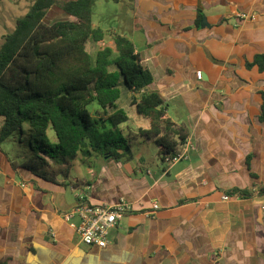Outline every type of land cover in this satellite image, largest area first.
I'll return each mask as SVG.
<instances>
[{
	"label": "crops",
	"instance_id": "1",
	"mask_svg": "<svg viewBox=\"0 0 264 264\" xmlns=\"http://www.w3.org/2000/svg\"><path fill=\"white\" fill-rule=\"evenodd\" d=\"M125 1L131 19L112 30L133 41L149 90L187 128V157L171 163L156 144L150 153L139 118L122 129L133 159L95 156L98 170L74 183L17 172L2 147L0 264H264V72L247 67L264 54V0H115ZM81 196L130 207L104 249L61 217Z\"/></svg>",
	"mask_w": 264,
	"mask_h": 264
},
{
	"label": "trees",
	"instance_id": "2",
	"mask_svg": "<svg viewBox=\"0 0 264 264\" xmlns=\"http://www.w3.org/2000/svg\"><path fill=\"white\" fill-rule=\"evenodd\" d=\"M93 5L94 0H36L4 38L0 48V119H4L0 151L25 123L33 133L30 148L34 156L20 163L11 161L17 172L25 170L56 182L70 177L80 155L84 165L95 156L132 160L131 145L120 129L130 120L120 104L123 89L132 93L129 106L148 122L147 127L136 129V136L156 144L169 160L187 143V128L173 122L163 99L149 90L154 76L143 65L133 41L114 30L95 27ZM54 7L71 18L47 23L45 18ZM90 44H103L94 57L88 50ZM253 66L264 72V54L247 64ZM93 102L102 108L98 118L88 108ZM259 118L264 121V93ZM49 129L56 134L54 143ZM259 193L264 194V188ZM229 194L252 195L247 190Z\"/></svg>",
	"mask_w": 264,
	"mask_h": 264
},
{
	"label": "rangeland",
	"instance_id": "3",
	"mask_svg": "<svg viewBox=\"0 0 264 264\" xmlns=\"http://www.w3.org/2000/svg\"><path fill=\"white\" fill-rule=\"evenodd\" d=\"M36 0H0V48L4 43V38L11 34L15 27L16 21L19 18L25 16L30 10L31 6ZM130 9V4L128 1L125 3L117 4L115 0H94L93 5V24L95 27H101L104 30H112L114 28L118 29L121 25L127 24L130 21V17L126 15V11ZM71 17L64 13L62 10L57 7L52 8L47 14L45 20L49 24H53L60 20L70 19ZM103 44L89 45V52L94 57V51L98 49ZM95 46V47H94ZM131 93L127 90L123 89L122 97L120 99V104L122 108L128 111L131 120L128 124L120 125V129H125L127 125L132 128L136 126V118H139V122L145 121V119L141 117H137L134 113V110L129 106V99L131 97ZM89 111L91 114L98 118L103 115L102 108L98 105L97 102H93L89 105ZM4 123V119H0V127ZM32 130L28 123L23 125L22 131H17L10 139H8L3 145V149L9 154L10 157L16 159L20 162L31 158L34 156L30 148V142L32 138ZM125 134V133H124ZM48 136L50 140L54 143L56 142V134L52 129H49ZM126 139L128 137L125 135ZM133 147H135L134 141ZM150 149V153H153L154 143H152ZM82 155L79 156L73 162V168L71 171L70 180L71 182H76L78 179H83V177L90 176L88 175V165H93V168L98 170L97 168V159L90 160V162L86 165L81 163ZM101 160V159H99ZM93 163V164H92ZM70 181L68 180V185ZM70 187V186H69ZM68 187L69 194L72 195V191ZM78 191V190H77ZM80 191V189H79ZM82 194V192H79Z\"/></svg>",
	"mask_w": 264,
	"mask_h": 264
},
{
	"label": "built area",
	"instance_id": "4",
	"mask_svg": "<svg viewBox=\"0 0 264 264\" xmlns=\"http://www.w3.org/2000/svg\"><path fill=\"white\" fill-rule=\"evenodd\" d=\"M197 77L201 80L202 73L198 72ZM187 153L186 143L182 153L169 161L179 162L187 157ZM230 199L231 196H223L225 201ZM129 211L130 207L124 201L116 205H91L81 196L78 203L69 211L62 213L61 217L76 232L83 244L104 249L109 244L110 231Z\"/></svg>",
	"mask_w": 264,
	"mask_h": 264
}]
</instances>
